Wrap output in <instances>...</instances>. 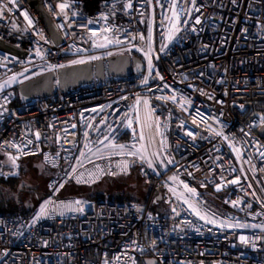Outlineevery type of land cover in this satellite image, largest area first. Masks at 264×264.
I'll return each mask as SVG.
<instances>
[{
	"label": "built area",
	"instance_id": "2783aa9c",
	"mask_svg": "<svg viewBox=\"0 0 264 264\" xmlns=\"http://www.w3.org/2000/svg\"><path fill=\"white\" fill-rule=\"evenodd\" d=\"M43 4L58 45L26 1L0 0V40L28 52L0 50V180L25 157L51 172L40 208L0 215V264H264V109L248 106L264 107V0ZM124 52L141 72L14 104L34 77ZM133 169L144 202L59 196Z\"/></svg>",
	"mask_w": 264,
	"mask_h": 264
},
{
	"label": "water",
	"instance_id": "95a60500",
	"mask_svg": "<svg viewBox=\"0 0 264 264\" xmlns=\"http://www.w3.org/2000/svg\"><path fill=\"white\" fill-rule=\"evenodd\" d=\"M31 7L32 11L46 29L56 45L63 42L58 33L49 13L44 7L43 0H23ZM77 1V0H76ZM81 1V0H78ZM0 50L26 59L27 51L13 46L0 40ZM143 70V63L137 56L129 54H120L110 56L106 59H99L96 62H83L71 66H65L56 70L49 71L37 77H34L17 88V97L20 103H26L33 97L47 96L56 91L65 92L68 88L83 83L90 82L94 78L103 80L106 74L113 76L129 75L131 72H140ZM167 105L165 101H161ZM250 109L256 108L263 110L264 107L248 104ZM174 113L186 119V116L178 109L174 108ZM258 135L264 139V125L258 129ZM160 196L155 198V203L160 202ZM146 264H157L154 258H146Z\"/></svg>",
	"mask_w": 264,
	"mask_h": 264
},
{
	"label": "rangeland",
	"instance_id": "374dc122",
	"mask_svg": "<svg viewBox=\"0 0 264 264\" xmlns=\"http://www.w3.org/2000/svg\"><path fill=\"white\" fill-rule=\"evenodd\" d=\"M259 103L262 105V102ZM8 163L12 164L11 161ZM19 163V168L13 173H15V176L20 175L18 189L23 190L22 193L26 194L24 195L26 200L23 202L22 207L26 209L33 208L36 211L43 204L45 193L48 190L45 172L47 168L40 157L21 158ZM148 184L137 170L133 169L130 173L119 175L112 180L107 178L98 182L94 185V189L97 192L107 194L108 196L105 199L108 201L120 200L130 194L144 199L149 190ZM16 198L19 201V197ZM160 206L163 207L165 204L161 202L158 207L155 206L154 208L159 209ZM190 206L194 208L192 203H190Z\"/></svg>",
	"mask_w": 264,
	"mask_h": 264
},
{
	"label": "trees",
	"instance_id": "16d2710c",
	"mask_svg": "<svg viewBox=\"0 0 264 264\" xmlns=\"http://www.w3.org/2000/svg\"><path fill=\"white\" fill-rule=\"evenodd\" d=\"M19 103H20V100L16 96V98L14 100V104H19ZM262 105H263V103H262ZM258 106H261V105H258ZM261 107H263V106H261ZM45 172L47 175L46 179H48L50 176V170L47 168ZM19 177H20V175L10 177L5 181L4 180L0 181V215L30 214V213L35 211L33 208L26 209V208L22 207L23 202L26 200V196H24L26 194L22 193L23 190L18 189ZM115 178H117V177H115ZM108 179L112 180L113 178H108ZM149 191H150V185H149V190L146 193L147 195H148ZM47 192H48V190H47ZM205 193L206 194L210 193V191L204 190V194ZM47 194L48 193H45L44 200H45ZM78 194H82V195L86 196L87 198L92 199V200H96V201L107 200V199H105V197L108 196L107 194L97 192L94 189V185L93 186H76V185L71 184V183L64 185V187L62 188V190L59 193V196H74V195H78ZM147 195L145 196L144 199H142L140 197H137L134 194H130V195L124 197L123 199H125L127 201L144 202V201H146ZM206 196L208 197L209 202H214V201L220 199V195L218 196L217 194H213V193H210V196L209 195H206ZM16 197H19V201L17 200Z\"/></svg>",
	"mask_w": 264,
	"mask_h": 264
},
{
	"label": "snow or ice",
	"instance_id": "6c2138e0",
	"mask_svg": "<svg viewBox=\"0 0 264 264\" xmlns=\"http://www.w3.org/2000/svg\"><path fill=\"white\" fill-rule=\"evenodd\" d=\"M61 9L67 7V5L65 4H61L60 5ZM25 17L27 18V14H25ZM197 23H199V20L196 21ZM29 24H31V21L29 20ZM117 43H119V41H117ZM99 47H106V45H98ZM93 59H97V57H93ZM84 61H73L72 63H83ZM61 67H63V65H61ZM174 99V97H173ZM120 147H123V146H120ZM130 155H132V153H130ZM126 167V165H125ZM238 181H232V183H237ZM219 190V186H218V189ZM189 191H195L194 189H189ZM76 203H79V201H77ZM234 203H237V202H234ZM41 214L43 215L44 214V209L42 208L41 209ZM241 240L245 243H247V238L246 237H241Z\"/></svg>",
	"mask_w": 264,
	"mask_h": 264
},
{
	"label": "crops",
	"instance_id": "0c3cea01",
	"mask_svg": "<svg viewBox=\"0 0 264 264\" xmlns=\"http://www.w3.org/2000/svg\"><path fill=\"white\" fill-rule=\"evenodd\" d=\"M120 54H129L131 57L132 56H137L141 61H142V58L140 57V56H138L137 54H134V53H132V52H124V53H120ZM120 54H114V55H120ZM114 55H112V56H114ZM96 62V61H95ZM141 72V71H140ZM132 73H135V72H131L130 74H132ZM136 73H138V72H136ZM129 74V75H130ZM110 74H106L105 76H109ZM113 76V75H112Z\"/></svg>",
	"mask_w": 264,
	"mask_h": 264
},
{
	"label": "bare ground",
	"instance_id": "6f19581e",
	"mask_svg": "<svg viewBox=\"0 0 264 264\" xmlns=\"http://www.w3.org/2000/svg\"><path fill=\"white\" fill-rule=\"evenodd\" d=\"M33 98H35V97H33ZM32 98V99H33ZM261 112H263V111H261ZM50 174H51V172H50ZM50 177V176H49ZM49 179V178H48ZM48 179H47V183H48ZM0 181H2V180H0ZM66 184H69V183H66ZM71 184H73V183H71ZM89 199V198H88ZM135 202V201H134ZM159 205V204H158ZM158 205L156 206V207H158ZM155 209V208H154ZM157 210V209H156ZM33 213V212H32ZM31 214V213H30ZM24 215H28V214H24Z\"/></svg>",
	"mask_w": 264,
	"mask_h": 264
}]
</instances>
